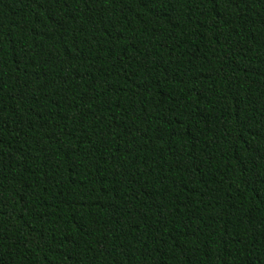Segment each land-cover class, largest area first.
I'll use <instances>...</instances> for the list:
<instances>
[{"label": "trees", "instance_id": "trees-1", "mask_svg": "<svg viewBox=\"0 0 264 264\" xmlns=\"http://www.w3.org/2000/svg\"><path fill=\"white\" fill-rule=\"evenodd\" d=\"M0 264H264V0H0Z\"/></svg>", "mask_w": 264, "mask_h": 264}]
</instances>
